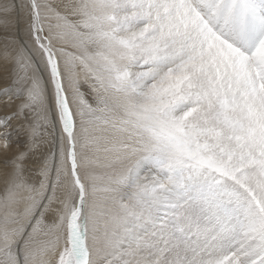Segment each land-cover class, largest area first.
Masks as SVG:
<instances>
[{"label": "snow or ice", "instance_id": "obj_1", "mask_svg": "<svg viewBox=\"0 0 264 264\" xmlns=\"http://www.w3.org/2000/svg\"><path fill=\"white\" fill-rule=\"evenodd\" d=\"M0 264H264V0H0Z\"/></svg>", "mask_w": 264, "mask_h": 264}, {"label": "bare ground", "instance_id": "obj_2", "mask_svg": "<svg viewBox=\"0 0 264 264\" xmlns=\"http://www.w3.org/2000/svg\"><path fill=\"white\" fill-rule=\"evenodd\" d=\"M12 31H15V28L10 29L9 32H5L2 28H0V48L3 47L7 35H9ZM3 86H4L3 82L0 81V87Z\"/></svg>", "mask_w": 264, "mask_h": 264}]
</instances>
